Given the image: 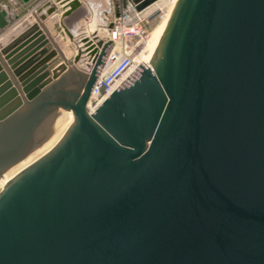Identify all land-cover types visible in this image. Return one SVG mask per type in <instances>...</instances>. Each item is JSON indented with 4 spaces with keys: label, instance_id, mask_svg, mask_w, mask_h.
I'll return each instance as SVG.
<instances>
[{
    "label": "water",
    "instance_id": "95a60500",
    "mask_svg": "<svg viewBox=\"0 0 264 264\" xmlns=\"http://www.w3.org/2000/svg\"><path fill=\"white\" fill-rule=\"evenodd\" d=\"M57 2L73 40L82 2ZM57 11L1 35L19 13L0 6V178L74 114L0 191V264H264V0H178L151 65L93 114L112 42L69 65Z\"/></svg>",
    "mask_w": 264,
    "mask_h": 264
},
{
    "label": "built area",
    "instance_id": "2783aa9c",
    "mask_svg": "<svg viewBox=\"0 0 264 264\" xmlns=\"http://www.w3.org/2000/svg\"><path fill=\"white\" fill-rule=\"evenodd\" d=\"M147 9L139 11L132 1L121 0L118 5L90 13L74 33V54L81 50L82 55L77 63L72 60L70 62L86 73H90L94 66L96 54L92 55V52L96 48L98 52L101 50L97 45L98 41L112 42L103 71L87 102V111L90 114H93L139 65L138 58H142L147 51L150 26L157 16L163 18L165 14L163 9L153 12H147Z\"/></svg>",
    "mask_w": 264,
    "mask_h": 264
},
{
    "label": "bare ground",
    "instance_id": "6f19581e",
    "mask_svg": "<svg viewBox=\"0 0 264 264\" xmlns=\"http://www.w3.org/2000/svg\"><path fill=\"white\" fill-rule=\"evenodd\" d=\"M178 0H174L173 2L168 0H158L153 5L148 7L147 12H153L156 9H163L164 10V16L162 18V22L157 25L153 31L150 33V37L148 39V42L146 44L147 51L143 54L144 56L142 58H138L139 62L145 63L147 66H150L155 55L157 52L158 45L160 43V40L163 36L164 30L169 22L170 16L175 8V5L177 4ZM66 119L65 124L62 123V127L56 130L55 134L38 150H36L34 153H32L30 156H28L23 162L18 164L17 166L10 169L4 176L0 178V181L6 184L22 169H24L26 166H28L30 163H32L35 159H37L39 156L50 150L65 134L69 126L72 124L74 120V114L71 111H66ZM72 117V119H71ZM71 120L70 124L68 125L69 121ZM64 122V121H63ZM65 131L59 136L61 130L66 126ZM57 137V138H56Z\"/></svg>",
    "mask_w": 264,
    "mask_h": 264
},
{
    "label": "crops",
    "instance_id": "0c3cea01",
    "mask_svg": "<svg viewBox=\"0 0 264 264\" xmlns=\"http://www.w3.org/2000/svg\"><path fill=\"white\" fill-rule=\"evenodd\" d=\"M47 1L48 0H33L30 2V4H23L20 6L19 9H16L14 6L15 0H0V6H3L5 8L11 6L12 10L17 11L19 13V17L16 20V22L10 25L1 35L7 33L15 25L25 20L31 14H34L36 9L42 6ZM54 1L58 5L57 12H59L60 14V19L57 23V28L59 29L60 33L64 35L66 41L70 42L71 41L70 38L65 33L63 26L61 25L64 20L62 14L64 11L70 10V7L64 9L65 6H68V4L61 5L60 3L57 2V0ZM81 2H82L81 7L74 9V11L65 18V20L70 21L69 29L73 35L76 31H78L79 27L85 20L86 16L90 15V13H92L93 11L101 12L111 7V5H118L121 2V0H81Z\"/></svg>",
    "mask_w": 264,
    "mask_h": 264
},
{
    "label": "rangeland",
    "instance_id": "374dc122",
    "mask_svg": "<svg viewBox=\"0 0 264 264\" xmlns=\"http://www.w3.org/2000/svg\"><path fill=\"white\" fill-rule=\"evenodd\" d=\"M16 1V0H15ZM30 4V3H29ZM162 22V18H159L158 16L153 20V22H152V24H151V26H150V33L153 31V29L157 26V25H159L160 23ZM67 43H68V45L70 46V48L74 51V46H73V44H72V40L69 42V41H67ZM49 48L51 49L52 48V44H50L49 45ZM74 61V56L71 58V59H69L68 58V64L69 65H72V62H70V61ZM65 61H64V59L60 56V55H58L57 57H55L50 63H49V68L52 70L53 68H55V67H58L60 64H62V63H64ZM80 69V68H79ZM81 70V69H80ZM64 119H66V118H64ZM62 120L61 122H60V124H58V126H57V128H56V130L59 128H61L62 127V123H64L65 124V120ZM71 119H72V117H71ZM64 121V122H63ZM70 122H71V120L69 121V123H68V125L70 124ZM66 127H67V124H66V126L61 130V132H60V134H58V136L57 137H59L62 133H63V131H65V129H66ZM56 130L54 131V133L52 134V136L55 134V132H56ZM51 136V137H52ZM56 137V138H57ZM5 187V183H3V182H1L0 181V191L2 190V188H4Z\"/></svg>",
    "mask_w": 264,
    "mask_h": 264
}]
</instances>
